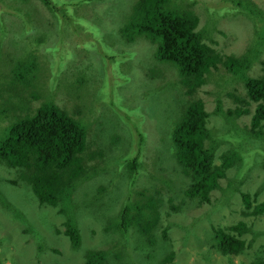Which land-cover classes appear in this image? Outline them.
Instances as JSON below:
<instances>
[{"label": "rangeland", "instance_id": "1", "mask_svg": "<svg viewBox=\"0 0 264 264\" xmlns=\"http://www.w3.org/2000/svg\"><path fill=\"white\" fill-rule=\"evenodd\" d=\"M55 1L60 6L52 12L41 0H0V48L2 53L7 50L14 53L4 60L6 62H0V74L8 73L12 68L21 70L15 64L16 59L32 55L38 58L40 66L49 65L58 75L53 76L57 104L76 119L90 123L85 165L89 178L82 193L91 202L87 208L83 205L72 208L73 223L83 236L82 245L72 247L64 234V218L59 214V208L41 207V201L21 179L20 173L0 166V231L3 234L0 264H82L86 260V251L103 248L111 251L106 258L107 264H251L264 260V213L244 217L243 211L247 210L242 203L241 191H231L232 186L240 185L235 181L240 174L239 178L244 181L240 187L242 191L253 194L264 182V150H257L254 144L264 148V140L254 136L246 139L245 131L240 129L244 125L249 128L251 116L233 117V122H240V128L233 130L225 117L227 109L234 110L240 105L233 96L249 100L244 84L232 80L231 73L220 66L210 71L208 82L196 94L210 113L209 128H213V134L224 132L223 137L235 136L244 143L245 150L251 152L248 159L251 164L231 168L227 178L220 181L221 188L212 192L210 203L201 204L185 194L190 179L180 171L173 143L166 139L167 128L181 120V108L189 100L185 95L186 88L179 79L173 81L169 76L166 80L170 83L158 91L157 85L163 83L164 78L152 76L155 55L150 51L151 45L139 41L133 46L124 45L121 35L124 19L139 0ZM209 1L216 4L217 0H199L196 6L200 27L206 20L203 3ZM252 1L264 11V0ZM176 2L185 6L188 0ZM63 7L72 15L62 10ZM244 19L219 22L217 42L212 46L226 54L243 53L254 36L252 20ZM9 41L20 44H10L12 50L7 46ZM119 49L134 52H127L123 59V65L128 63V68L123 70L126 77L109 74L105 78L111 71V56ZM263 57L264 50L259 58ZM61 62L65 65L63 70H59ZM259 70L260 65L255 64L249 74L260 75ZM83 72L87 85L73 89L69 94H66V88L62 91V82L81 86L79 79ZM159 74L162 73L159 71ZM46 80L47 85L53 82ZM94 84L100 85L104 93L96 91L103 98L96 96ZM19 86L26 90L16 92L15 101L24 108L23 105L29 104V98L37 96V91L25 75ZM217 99H221L218 104L224 108V113H215ZM39 102L34 101L33 107ZM135 107L140 108L138 115L143 118L140 125V131L145 133L143 144L136 124L129 117V110L135 113ZM116 108L117 114L114 113ZM0 116V129H3L10 121L1 113ZM116 126H120V136L125 141L122 138L116 140L119 136L113 130ZM5 136L6 132H0V139ZM229 145L222 142L216 152V163L220 162L219 155L225 149L240 146V143L235 142L233 147ZM135 156L137 168L131 170L129 161ZM100 186L103 189L99 190ZM153 198L158 200L162 214L153 240L141 234L135 225L129 232L111 226L117 223L111 219L117 220L125 206L136 212ZM262 201L264 185L254 204ZM239 222H244V227L232 230L231 227ZM215 229L245 239V250L237 256L226 257L213 249L212 245L219 243ZM239 232H242L241 236L237 235ZM106 240H111L113 247L109 242L105 244ZM169 257L173 258L169 260Z\"/></svg>", "mask_w": 264, "mask_h": 264}, {"label": "trees", "instance_id": "2", "mask_svg": "<svg viewBox=\"0 0 264 264\" xmlns=\"http://www.w3.org/2000/svg\"><path fill=\"white\" fill-rule=\"evenodd\" d=\"M42 1L52 12L58 10L56 7L60 6L55 0ZM210 2L203 3L202 11L205 12L206 20L200 27L201 23L195 12L199 0H188L185 6L180 5L176 0H139L130 15L125 16L121 29L125 46H133L137 41L151 45L150 51L153 56L155 55L152 76L164 78V82L157 85L158 88L170 83L166 80L169 76H172L173 81L179 79L186 88L185 95L189 96V100L181 108V120L165 129L166 139L168 143H173L174 156L180 171L190 179L184 190L185 194L197 199L201 204L210 203L212 192L221 188L220 181L227 178L231 168L244 163L245 167L248 163L251 164L248 160L251 152L245 150L244 143L232 135L223 137L224 132L213 134V128H209L210 113L206 111L204 102L196 94L208 82L207 75L213 68L218 69L222 66L231 73L232 80L242 82L249 99L246 100L239 95L233 96L240 105L234 110L225 111L231 129L240 128V122H233V117L248 114L249 117L251 116L249 128L245 125V128H240L245 131L246 139L248 136H254L255 139L264 140V57L259 58L264 50V11L252 0H217L216 4ZM64 9L72 15L70 10L63 7L62 10ZM244 18L252 20L254 36L243 53L226 54L212 46L217 42L215 36L219 22L245 20ZM0 42L2 46V40ZM12 43L19 42L7 43L8 48L13 50L10 46ZM7 51L2 53L0 48V62L14 55L13 51ZM127 52L133 51L119 49L114 56H111V71L105 78L109 77V74L126 77L123 70L128 68V63L126 65L122 63L124 57L128 55ZM15 64L20 66L21 70L12 68L8 73L0 74V113L10 121L8 126L0 129V132H6V136L0 139V166L17 170L21 179L41 201V207L59 208L58 212L64 218V234L69 238L72 247H79L82 245L83 236L73 223L71 211L75 206L83 205L87 208L91 202L87 201L82 193L89 178L85 165L88 158L90 123L84 119H76L66 109L59 107L54 94L56 83L53 81V76L58 75L54 73L53 68L49 65L40 66L38 58L32 55L18 57ZM255 64L260 65L261 74L252 76L249 71ZM64 66V62H61L59 70H63ZM145 73L152 78L149 71ZM24 75L31 79L37 96L29 98V104L21 108L22 104L15 99L16 92L22 93L26 90L25 87L19 86ZM66 78L69 79V76ZM46 79L53 82L47 85ZM79 81L81 86L62 82L65 84H61L60 87L62 91L66 88V94H69L73 89L87 85L84 72ZM93 88L96 96L103 98L96 91L104 93L100 85L94 84ZM37 100H40L38 106L33 107V102ZM220 100L217 99L215 111L217 114L224 113V108L218 104ZM139 110V107H135L133 111L137 114L131 110H129L130 116L126 113L136 124L135 129L143 144L145 133L140 131L143 118L138 115ZM115 111L117 108L114 113ZM113 130L119 135L116 137L117 141L121 138L126 140L120 136V126H116ZM222 142L230 144L229 147L239 142L240 146L225 149L219 155L220 162L216 163V152L222 147L220 146ZM254 144L257 150H264L260 145ZM135 157L133 161H129L131 170L137 168L138 158ZM106 174V172L102 173L104 176ZM239 176L235 181L240 185L232 186L231 191H241L242 203L247 210L243 211L244 217L263 214L264 201L259 204H254V201L257 200L264 182L257 187L255 193L251 194L240 189L244 181ZM101 189L102 186L99 187V190ZM157 202V199H149L136 212L126 206L117 220L111 219L113 222L117 221L111 226L129 232V228L135 225L141 234L153 240L155 230L162 218ZM239 223L231 227L232 230L241 229L242 225L244 227V222ZM215 232L218 233L219 243L213 244L212 248L222 255L237 256L245 250V239L237 238L236 235L226 233L223 229H215ZM241 234L242 232H239L237 235L241 236ZM2 235L0 231V242ZM108 242L113 247L111 240H106L104 243ZM109 252L111 251L105 248L88 250L85 253L86 260L82 264H107L106 258ZM118 256L121 258V255ZM251 264H264V260H257Z\"/></svg>", "mask_w": 264, "mask_h": 264}, {"label": "clouds", "instance_id": "3", "mask_svg": "<svg viewBox=\"0 0 264 264\" xmlns=\"http://www.w3.org/2000/svg\"><path fill=\"white\" fill-rule=\"evenodd\" d=\"M41 1H42V0H41ZM42 2H43V1H42ZM43 5H44V7H45L46 9H48L47 5H46L44 2H43ZM42 7H43V6H42ZM160 89H162V88H158V87H157V90H158V91H160ZM144 99H146V98L144 97ZM118 111H119V110H118ZM125 207H126V206H125ZM125 207H124V208H125ZM127 207H128V206H127ZM124 208H123V209H124ZM130 209H131V208H130ZM158 227H159V226H157V229H158ZM157 229H156V230H157ZM156 230H155V231H156Z\"/></svg>", "mask_w": 264, "mask_h": 264}, {"label": "water", "instance_id": "4", "mask_svg": "<svg viewBox=\"0 0 264 264\" xmlns=\"http://www.w3.org/2000/svg\"><path fill=\"white\" fill-rule=\"evenodd\" d=\"M46 208V207H45Z\"/></svg>", "mask_w": 264, "mask_h": 264}]
</instances>
